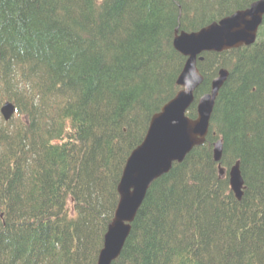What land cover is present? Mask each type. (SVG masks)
<instances>
[{"label": "trees", "instance_id": "16d2710c", "mask_svg": "<svg viewBox=\"0 0 264 264\" xmlns=\"http://www.w3.org/2000/svg\"><path fill=\"white\" fill-rule=\"evenodd\" d=\"M253 1L0 0V264H97L127 159L179 89L176 31ZM202 55L189 116L229 71L207 138L152 183L112 264H264V20L254 44Z\"/></svg>", "mask_w": 264, "mask_h": 264}, {"label": "water", "instance_id": "95a60500", "mask_svg": "<svg viewBox=\"0 0 264 264\" xmlns=\"http://www.w3.org/2000/svg\"><path fill=\"white\" fill-rule=\"evenodd\" d=\"M264 20V0H255L248 7L237 9L198 31L176 33L173 45L186 61L177 78L180 89L151 119L143 141L131 152L118 185L120 200L104 237L97 264H112L119 257L131 232L132 223L152 183L170 171L174 162H181L196 146L205 142L218 93L229 76L222 68L212 80L211 91L197 100V116L187 112L195 102L196 92L204 82L198 66L206 51L224 50L253 44ZM16 111L12 102L2 107L5 118ZM223 142L215 143L214 158L221 161ZM220 173L225 168L220 166ZM230 184L236 196L243 195L244 178L237 161L230 171Z\"/></svg>", "mask_w": 264, "mask_h": 264}]
</instances>
